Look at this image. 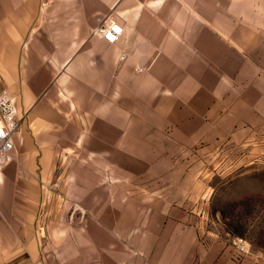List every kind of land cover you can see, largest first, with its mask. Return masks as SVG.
Returning a JSON list of instances; mask_svg holds the SVG:
<instances>
[{
  "label": "crops",
  "instance_id": "1",
  "mask_svg": "<svg viewBox=\"0 0 264 264\" xmlns=\"http://www.w3.org/2000/svg\"><path fill=\"white\" fill-rule=\"evenodd\" d=\"M1 90L0 264H264L203 162L264 151V0H0Z\"/></svg>",
  "mask_w": 264,
  "mask_h": 264
},
{
  "label": "rangeland",
  "instance_id": "2",
  "mask_svg": "<svg viewBox=\"0 0 264 264\" xmlns=\"http://www.w3.org/2000/svg\"><path fill=\"white\" fill-rule=\"evenodd\" d=\"M248 147L260 145L235 148L226 140L216 158L203 162L216 186L212 215L224 230L244 236L251 249L264 253V151L251 153Z\"/></svg>",
  "mask_w": 264,
  "mask_h": 264
},
{
  "label": "built area",
  "instance_id": "3",
  "mask_svg": "<svg viewBox=\"0 0 264 264\" xmlns=\"http://www.w3.org/2000/svg\"><path fill=\"white\" fill-rule=\"evenodd\" d=\"M123 27L119 24L110 25L102 30L103 37L114 43L122 33ZM20 122L17 118L12 99L6 90L0 91V162L6 164L13 158L14 151L13 134L18 130ZM55 189H60L62 183L57 181ZM246 243L243 238H239L237 243Z\"/></svg>",
  "mask_w": 264,
  "mask_h": 264
}]
</instances>
